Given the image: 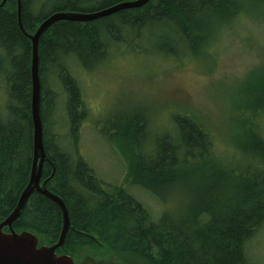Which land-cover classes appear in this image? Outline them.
I'll use <instances>...</instances> for the list:
<instances>
[{"label":"trees","instance_id":"obj_1","mask_svg":"<svg viewBox=\"0 0 264 264\" xmlns=\"http://www.w3.org/2000/svg\"><path fill=\"white\" fill-rule=\"evenodd\" d=\"M41 1L20 0L29 33L54 12H94L127 0H52L58 3L39 10ZM18 2L0 0V222L16 208L34 158L32 41L21 28ZM263 5L150 0L90 21L60 20L46 30L39 45L47 154L42 179L64 200L71 220L59 254L91 247L111 251L118 261L106 262L113 264H258L247 245L264 228V64L231 93L223 143L190 112L168 113L159 132L147 106L125 110L120 103L108 118L103 135L127 162L128 189L149 192L161 205L157 213L125 186L102 181L81 155V128L90 110L70 60L91 72L105 65L114 48L138 53L140 43L153 40L167 56L195 57L225 24ZM58 88L65 94L60 118ZM62 228L59 205L36 190L13 223L17 232H33L40 245L56 244Z\"/></svg>","mask_w":264,"mask_h":264},{"label":"rangeland","instance_id":"obj_2","mask_svg":"<svg viewBox=\"0 0 264 264\" xmlns=\"http://www.w3.org/2000/svg\"><path fill=\"white\" fill-rule=\"evenodd\" d=\"M41 2L39 10H49L58 3ZM139 46L142 50L138 53L123 45L118 50L114 48L105 65L91 72H84L75 66V59L70 60L77 69L74 75L90 110V117L81 128L79 151L102 181L127 189V162L117 144L103 135L108 118L117 113L120 103L125 110L147 106L154 131L159 132L168 124V113L190 112L204 118L213 128L217 141L223 143L231 115V93L251 69L264 64V5L255 13L243 12L225 24L214 41L195 57L167 56L154 40ZM57 92L60 118L65 94L59 88ZM260 120L264 131V116ZM130 189L146 206L160 211V203L149 192L137 187ZM95 249L78 250L73 255L75 262L118 261L106 248ZM247 251L254 262L264 264V228L249 241Z\"/></svg>","mask_w":264,"mask_h":264},{"label":"water","instance_id":"obj_3","mask_svg":"<svg viewBox=\"0 0 264 264\" xmlns=\"http://www.w3.org/2000/svg\"><path fill=\"white\" fill-rule=\"evenodd\" d=\"M150 0H127L111 7L96 12H78L61 10L52 13L38 27L35 33H28L21 23V6L19 4V20L24 33L32 41V115L34 121V158L29 183L23 191L14 211L2 222H0V264H76L73 257L68 254L58 255L56 250L63 247L66 235L71 227L69 211L58 195L51 192L46 181L42 182L43 165L47 159L44 147V124L41 113V83H40V40L46 30L60 20L90 21L113 14L121 9L141 7ZM38 191L54 200L62 210L63 228L60 239L53 246L40 245L38 237L30 231L17 232L13 229V223L21 214L29 197L34 191ZM9 230L6 231L5 228ZM110 264V263H107Z\"/></svg>","mask_w":264,"mask_h":264},{"label":"bare ground","instance_id":"obj_4","mask_svg":"<svg viewBox=\"0 0 264 264\" xmlns=\"http://www.w3.org/2000/svg\"><path fill=\"white\" fill-rule=\"evenodd\" d=\"M19 2H18V4H20V6H21V2H20V0H18ZM61 11V10H60ZM18 12H19V6H18ZM94 12H96V11H94ZM88 13H91V12H88ZM51 15V14H50ZM43 22V21H42ZM23 23V22H22ZM38 29V28H37ZM26 30V29H25ZM37 31V30H36ZM29 33V32H28ZM40 73V72H39ZM41 79V78H40ZM40 83H41V93H42V82H41V80H40ZM41 98H42V96H41ZM42 100V99H41ZM42 102V101H41ZM27 187V186H26ZM26 189V188H25ZM24 189V190H25ZM23 190V191H24ZM23 193V192H22ZM61 198V197H60ZM63 200V199H62ZM64 201V200H63ZM65 203V202H64ZM66 205V204H65ZM67 207V206H66ZM58 243V242H57ZM56 243V244H57ZM53 245H55V244H53ZM53 245H46V246H53ZM64 246H65V243H64ZM64 246L63 247H59V248H64ZM59 248H57V250L59 249ZM57 250H56V252H57ZM110 264H113V263H110Z\"/></svg>","mask_w":264,"mask_h":264}]
</instances>
